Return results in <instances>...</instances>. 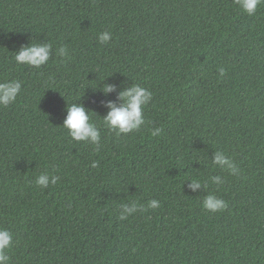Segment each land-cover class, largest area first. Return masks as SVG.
Wrapping results in <instances>:
<instances>
[{
	"label": "trees",
	"instance_id": "obj_1",
	"mask_svg": "<svg viewBox=\"0 0 264 264\" xmlns=\"http://www.w3.org/2000/svg\"><path fill=\"white\" fill-rule=\"evenodd\" d=\"M42 42L53 45L45 66L15 64L21 46ZM61 46L71 59L55 55ZM4 79L22 82L0 107L10 264H264V4L249 16L234 0H0ZM132 83L153 92L147 123L116 137L104 105ZM75 102L97 114L98 150L62 127ZM216 150L239 175L211 165ZM44 172L58 184L37 187ZM214 175L219 187H187ZM208 191L228 208L205 210ZM151 199L160 207L119 219L121 204Z\"/></svg>",
	"mask_w": 264,
	"mask_h": 264
},
{
	"label": "clouds",
	"instance_id": "obj_2",
	"mask_svg": "<svg viewBox=\"0 0 264 264\" xmlns=\"http://www.w3.org/2000/svg\"><path fill=\"white\" fill-rule=\"evenodd\" d=\"M234 3L240 10L252 16L256 13L258 5L264 4V0H234ZM97 40L99 44L107 45L112 40V33L110 31L99 32ZM55 55L61 59H71L66 46L58 47L55 50ZM52 56V43H29L21 46L19 51L15 52L13 60L18 66L26 65L34 69H40L49 62ZM218 71L221 77L226 74L224 68H220ZM116 89L117 85L114 84H104L100 87L104 95L114 92ZM21 90L22 82L18 79H4L3 82H0V107L6 108L14 104ZM117 99L120 101L119 105L114 101H108L104 105L109 111L102 117L103 127L114 133L116 137L140 131L147 123L144 109L153 99V92L140 84L132 83L130 87H124L119 91ZM66 111L67 115L63 120L62 127L67 130V136L70 140L94 145L98 150L101 141V128L93 120V113H96L77 102L67 103ZM162 131V128H152L150 129V135L160 136ZM211 165L227 172L229 175H239V169L234 160L220 150L214 152ZM91 167H98V162L92 161ZM59 181V176L44 172L35 178L34 183L37 187L45 189L50 185H57ZM186 182L188 189L191 192H196L198 189L207 190L209 183L219 187L224 183V180L220 175H214L209 177V180L202 181L199 178H192ZM158 207H160V201L156 199L149 200L146 205L139 202L123 203L119 206V219L124 221L139 211H147ZM202 207L208 212L219 213L228 208V202L214 192L208 191V194L203 197ZM12 240L11 230L0 226V264H10L11 258L8 251L11 249Z\"/></svg>",
	"mask_w": 264,
	"mask_h": 264
}]
</instances>
